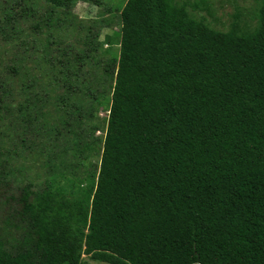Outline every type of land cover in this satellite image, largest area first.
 Returning <instances> with one entry per match:
<instances>
[{
  "label": "trees",
  "instance_id": "1",
  "mask_svg": "<svg viewBox=\"0 0 264 264\" xmlns=\"http://www.w3.org/2000/svg\"><path fill=\"white\" fill-rule=\"evenodd\" d=\"M80 2L102 4L0 0V188L20 158L51 177L6 197L0 264H264V0L254 25L238 9L224 29L209 0H127L110 60L89 29L50 65L66 90L52 126L55 89L28 64Z\"/></svg>",
  "mask_w": 264,
  "mask_h": 264
},
{
  "label": "rangeland",
  "instance_id": "2",
  "mask_svg": "<svg viewBox=\"0 0 264 264\" xmlns=\"http://www.w3.org/2000/svg\"><path fill=\"white\" fill-rule=\"evenodd\" d=\"M126 1L127 0H101V6H94L89 3L80 2L75 5V7L69 12L64 10H56L53 13V21L56 22L58 20H62V22H60V24L57 23V26L53 28L51 34L48 33L47 29L44 30L43 34L40 36V42L38 47L41 50L39 51L38 56L35 58V64H28V69L32 70V75L39 77L41 76L46 86H51V89H55L54 92H52V98L50 102L47 104V107L43 110L45 114V119L47 121H50V125L54 126L59 124V121L56 120V118H58L61 113H59L60 111H58V107L56 110L55 106L57 104V101H59V99L63 95H66V90H58V86L53 84L50 85V81L53 79L52 75H54L52 74L53 69L50 65H53L55 60L57 62V65H59L58 59L61 56L60 53L63 51L69 53L75 49L74 46H77V48L83 50L88 49L86 45H78V42L84 39L89 29L92 30V34L90 33V38L97 35L99 36V41L97 42L98 45L103 44L106 36H111L113 32L118 31L120 25L119 16L121 14L122 9L124 8ZM209 2L211 5L213 16L209 17L207 12H201L200 15L209 17L211 21L216 20L217 25L215 26L220 29L228 27L232 20V15L238 9H240L241 12L244 13V19L246 20V22H251L253 23V25L255 24V22L251 21V18L254 17V12L259 8V3L256 2V0H209ZM40 3L36 6V9L40 17L45 18V16L49 14V12L46 11L45 7L40 6ZM16 12H19L17 8L14 9V13ZM104 21H109L110 26H107ZM31 22H34L33 19H31ZM22 26L23 25H21L20 28ZM73 28H75V30ZM104 44L103 46H99L96 53L102 56L103 61H108L112 58L113 54H115L116 52L118 53L119 47L118 45L113 46ZM75 51L77 52L76 49ZM1 53L2 54H0V57L5 55V53ZM4 65L5 63H3V66ZM45 68H48V74L44 73ZM59 68L60 67L58 66V69ZM29 70L27 72V75H29ZM87 70L90 73H93L96 70V66L88 65L86 71ZM84 87L85 84H83V81H81L79 88L84 89ZM74 96L75 97L72 98L73 100H84L83 93L81 92H76ZM96 114L99 119H103L108 115L103 110L98 111ZM99 119H97L96 122L101 125V121ZM103 134V131H98L95 135V138L102 137ZM72 162L74 165L73 160ZM15 166L16 169L20 171L18 172L17 177H20L21 181L17 185L10 183L9 187H7L4 186V184L0 188V209L2 208V210H0L1 230L3 229L2 223L6 215L5 209L8 207H3L5 204L4 201L6 200V197L10 194L14 196H20L21 189L31 183L32 185H34L33 189H42L47 186V182L51 178L49 172L43 166V158H20L16 161ZM80 172L81 173L79 174V176H82V174L85 172V167H81ZM74 176L76 175H73V177ZM9 182H12V180H10ZM8 203L10 206H15V203H12V201H8ZM84 259L88 260L89 264H106L91 261L86 256H84Z\"/></svg>",
  "mask_w": 264,
  "mask_h": 264
}]
</instances>
